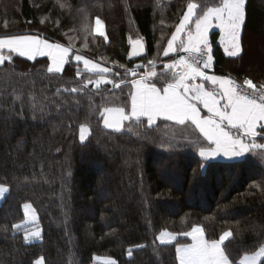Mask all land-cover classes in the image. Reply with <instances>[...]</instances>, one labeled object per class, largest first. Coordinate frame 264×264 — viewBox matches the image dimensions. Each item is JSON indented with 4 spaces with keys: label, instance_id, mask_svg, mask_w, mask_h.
I'll use <instances>...</instances> for the list:
<instances>
[{
    "label": "trees",
    "instance_id": "obj_1",
    "mask_svg": "<svg viewBox=\"0 0 264 264\" xmlns=\"http://www.w3.org/2000/svg\"><path fill=\"white\" fill-rule=\"evenodd\" d=\"M188 2L0 0V36L71 42L75 51L120 73L111 79L130 81L151 68L149 60H156L158 74L165 71L170 57H162L163 48ZM191 2L203 7L219 0ZM65 3L70 7H61ZM97 17L107 37L96 34ZM220 34H210L213 71L264 83V0H246L239 56L226 55ZM137 39L145 40L148 55L130 60ZM12 55V63L0 67V184L9 188L0 203V264H34L40 257L45 264H94L96 256L117 264H180L177 247L189 240L181 235L196 225L209 240L231 230L225 244L235 264L264 244V163L257 155L246 154L245 163L210 160L202 172L198 149L189 147L187 133L171 122L159 120L160 127L146 138L104 128L99 111L130 107V83L119 89L102 85L100 94L92 85L88 94L70 93L64 89L95 75L82 71L76 77L74 61L62 73H46L47 56ZM113 61L127 69L143 61L145 67L136 77L125 76ZM79 67L83 70L82 63ZM82 123L90 127L83 144ZM163 139H174L175 149L161 146ZM25 203L37 212L40 241L27 242L12 227L25 219ZM165 230L177 235L173 242L158 239Z\"/></svg>",
    "mask_w": 264,
    "mask_h": 264
},
{
    "label": "snow or ice",
    "instance_id": "obj_2",
    "mask_svg": "<svg viewBox=\"0 0 264 264\" xmlns=\"http://www.w3.org/2000/svg\"><path fill=\"white\" fill-rule=\"evenodd\" d=\"M57 2L59 3V0ZM245 3L246 0H219L217 4H206L202 7L189 0L187 11L179 18L175 31L162 52L164 57L174 53L175 58L170 57V62L163 65L165 71L159 74L155 70L156 60L153 59L148 61L151 68L141 73L138 78L130 81L110 79L109 75L118 77L120 73L86 58L74 50L71 42L69 46H64L28 35L0 37V67L11 64L14 53L29 60H34L37 55L49 57L51 64L46 67V73L51 74L62 73L64 65L74 61L77 65L76 77H82L83 71L92 73L96 78L80 79L77 81L79 86L65 88L64 91L88 94L85 90L92 85L96 94H100L102 85L111 84L113 88L119 89L127 83L134 89L130 93V107H104L99 111L98 115L102 118L105 129L146 138L149 132L160 127L159 120L171 122V127L179 126L182 133H187L185 139L188 146L198 149L202 172L206 171L208 161L220 155L237 163H245L248 162L246 154L252 153L264 163V151L253 152L254 149L264 150V143L255 142L258 135L264 137V123H261L264 122V83L257 86L245 77L243 83L238 85L232 79L208 75L205 71L213 63L207 39L208 31L213 26L221 30L220 43L226 46L225 51L229 56L235 57L241 53V27L245 22ZM61 7L70 5L65 3L61 4ZM95 25V31L105 36L99 17L96 18ZM69 39L71 41V38ZM132 43L131 54L138 55L140 41ZM4 49H7V55L3 53ZM81 63L83 70L79 67ZM112 63L124 69L125 76L132 77H136L138 70L145 67L143 64H137L134 68L127 69L117 61ZM157 80L161 82L160 87L157 86ZM197 80L199 82H196ZM206 83L212 87L207 88ZM249 88L252 89L251 92L248 91ZM16 98L19 99L18 96ZM200 105L207 110V114H201ZM258 126L260 133L256 131ZM232 130L238 133L243 130L242 136L234 135ZM89 133L88 124L82 123L79 127V141L82 144L88 139ZM197 133L199 136H196ZM193 136L196 138H189ZM243 137H252V141L246 143ZM165 144L169 150L175 149L174 139H163L161 146ZM8 192L9 188L0 184V198ZM23 208L24 223H35V209L32 205L25 203ZM28 217H32L31 221ZM23 226L24 224L12 225L16 231ZM3 230L7 231L6 228ZM185 235L192 238V243L181 245L177 249L180 264H235L225 244V241L233 236L231 230L224 231L218 239L209 240L205 239L201 227L193 226ZM40 237L41 231L36 228L27 232L24 239L37 240ZM173 238V234L166 230L158 237L161 243ZM131 254L130 250L129 255ZM261 257H264V244L252 255H245L239 264H258ZM34 264H44V258L37 259ZM106 264L116 262L109 259Z\"/></svg>",
    "mask_w": 264,
    "mask_h": 264
},
{
    "label": "crops",
    "instance_id": "obj_3",
    "mask_svg": "<svg viewBox=\"0 0 264 264\" xmlns=\"http://www.w3.org/2000/svg\"><path fill=\"white\" fill-rule=\"evenodd\" d=\"M245 4H246V3H245ZM101 21H102V19H101ZM102 25H103V27H102V31L106 34L104 37H107L106 26H105V23H104L103 21H102ZM243 25H244V24H243ZM243 25H242V27H241V36H242ZM95 28H96V25H95ZM214 30H219L220 33H221V30H220L218 27L213 26L212 28H210L209 31H208V34H207L208 42L210 41V34H211V32L214 31ZM95 32H96V31H95ZM96 34H98V33L96 32ZM98 35H99V34H98ZM38 36H39V35H33V37H37V38H39V39H41V40H47L49 43H58V42L51 41V40H49V39H47V38H45V37H42V36L38 37ZM220 36H221V34H220ZM219 43H220V39H219ZM220 44H221V43H220ZM166 46H167V45H166ZM221 46H222L224 52L226 53V55H228V53L225 51V47H226V46L223 45V44H221ZM241 47H242V44H241ZM242 50H243V49H242ZM241 53H242V51H241ZM241 53H240V54H241ZM240 54H239V55H240ZM239 55H238V56H239ZM228 56H229V55H228ZM162 57H164V56L162 55ZM169 57L175 58V54H174V53H170V54H169ZM169 57H168V58H169ZM231 57H233V56H231ZM235 57H236V56H235ZM86 58H88V57H86ZM49 59H50V58H49ZM89 59H90V58H89ZM168 62H170V60H169ZM50 64H51V60H50ZM65 65H66V64H65ZM65 65H64V67H65ZM213 66H214V58H213V63H212V65H211L208 69H205V71L207 72L208 75H216V76H219V77H226V78H229V79H232V80L235 81V79H234L233 77H231V76H224V75L216 74V73L213 71ZM196 82H199V81L197 80ZM206 87L210 89L212 86H211L210 84H207V83H206ZM200 107H201V109H202V113H201V114H202V115L207 114V110H206V109H203L202 105H200ZM125 123H126V122H125ZM261 123H264V122H261ZM256 131H257L258 133L261 132V129L259 128V126L257 127ZM232 132H233L234 135H241V136H242L243 130H240L239 133H238L236 130H232ZM243 139L245 140L246 143L252 141V140H251V137H243ZM212 160H229V158H228V157H225V156H223V155H220V156L215 157V158L212 159ZM7 194H8V193H6L5 196H4L3 198H0V203L4 200V198L6 197ZM30 204H31V203H30ZM31 205H32V204H31ZM32 207H33V205H32ZM33 208H34V207H33ZM23 209H24V208H23ZM34 209H35V208H34ZM24 213H25V209H24ZM35 218H36V219H35V223H31V222H29V223H26V224H25V223H24L25 219H24L22 222L18 223V224H24V226L20 229V230L23 232L24 237H25V235H26L27 232L32 231V230H34V229H36V228H38V229L41 231V237H40V239H37V240H29V241H27V242H36V241H40V240H42L43 230H42V228H41V226H40V224H39V218H38V215H37L36 210H35ZM31 219H32V217H28V220H29V221H31ZM199 227H201V226H199ZM201 228H202V227H201ZM202 229H203V228H202ZM168 232H169V231H168ZM189 232H190V231H189ZM203 232H204V230H203ZM170 233H171V232H170ZM172 234H173L174 238H173V239H170V240H167L165 243L173 242V241L176 239L177 235L174 234V233H172ZM181 236H182V237H186V238H188V239H189V242H186V243H180V244L178 245L177 249H178L181 245L191 244V243H192V238H191L190 236L185 235V233L182 234ZM204 237H205V239H206L205 232H204ZM252 254H253V253H252ZM252 254H247V255H252ZM179 255H180V254L178 253V258H179ZM243 257H244V256H243ZM243 257L240 259V261L243 259ZM109 259L114 260V261L116 262V260L113 259V258H110V257H100V256H96V257H95V262L104 261L105 264H106V261L109 260ZM262 259H264V257L259 258L258 264L261 263ZM179 262H180V260H179ZM100 263H101V264H104V263H102V262H100ZM94 264H95V263H94ZM96 264H97V263H96ZM116 264H117V262H116ZM238 264H239V262H238Z\"/></svg>",
    "mask_w": 264,
    "mask_h": 264
},
{
    "label": "water",
    "instance_id": "obj_4",
    "mask_svg": "<svg viewBox=\"0 0 264 264\" xmlns=\"http://www.w3.org/2000/svg\"><path fill=\"white\" fill-rule=\"evenodd\" d=\"M137 40L140 41V47L138 49V55L133 56L131 54L132 51H133V43H131V47H130V50H129V56H128V58L130 60H140V59H142V58H144V57H146L148 55V49H147V44H146L145 40L144 39H137ZM134 41H136V40H134ZM137 64H143L144 65V62L143 61H138L136 63V65Z\"/></svg>",
    "mask_w": 264,
    "mask_h": 264
},
{
    "label": "rangeland",
    "instance_id": "obj_5",
    "mask_svg": "<svg viewBox=\"0 0 264 264\" xmlns=\"http://www.w3.org/2000/svg\"><path fill=\"white\" fill-rule=\"evenodd\" d=\"M25 35H28V36H33V34L32 35H30V34H25ZM0 37H4V36H0ZM38 37H40V36H38ZM209 43V45H210V47H211V44H210V41L208 42ZM211 50H212V47H211ZM4 51H7V49H4L3 50V53H4ZM250 53V51H248V54ZM83 55V54H82ZM37 56H39V55H37ZM36 56V57H37ZM85 56V55H84ZM35 57V58H36ZM85 57H87V56H85ZM49 58V57H48ZM89 58V57H88ZM91 59V58H90ZM95 62H97V63H100L102 66H104V67H108L106 64H104V63H102V62H99V61H96V60H94ZM109 68V67H108ZM113 70H115V69H113ZM109 78H110V76H109ZM111 79V78H110ZM90 128V127H89ZM90 134V133H89ZM89 136V135H88ZM261 138H263L264 139V137H262V136H257L256 138H255V142L256 143H264V141H259L258 139H261ZM251 140H252V137H251ZM196 226H199V225H196ZM207 239V238H206ZM188 242H189V240H188ZM186 243V242H185ZM100 257H102V256H100ZM41 258V257H40ZM111 258V257H110ZM263 260V259H262ZM100 262H102V263H104L105 264V262L104 261H100ZM100 262H94L95 264L97 263V264H101ZM44 264H45V262H44Z\"/></svg>",
    "mask_w": 264,
    "mask_h": 264
},
{
    "label": "built area",
    "instance_id": "obj_6",
    "mask_svg": "<svg viewBox=\"0 0 264 264\" xmlns=\"http://www.w3.org/2000/svg\"><path fill=\"white\" fill-rule=\"evenodd\" d=\"M211 55H212V51H211ZM139 73H140V72H139V70H138L137 75H138ZM235 82H236L238 85H241V84L243 83V81H238V80H236V79H235ZM257 86H259V85H257ZM244 87L247 88L246 85H245ZM248 91L251 92L252 89L249 88Z\"/></svg>",
    "mask_w": 264,
    "mask_h": 264
}]
</instances>
